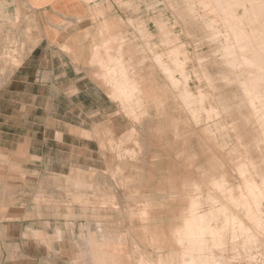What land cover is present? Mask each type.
<instances>
[{
	"label": "rangeland",
	"instance_id": "1",
	"mask_svg": "<svg viewBox=\"0 0 264 264\" xmlns=\"http://www.w3.org/2000/svg\"><path fill=\"white\" fill-rule=\"evenodd\" d=\"M124 1V9L113 11L114 14L119 12L121 16H112L110 25L92 19L95 20L93 26L84 30L80 27L79 20L68 19L58 26L59 32L63 34L59 33L57 41L42 44L67 55L74 48L80 50L89 46L91 57L83 65L100 71L87 75L98 86L105 88L108 99L102 100L103 109H100L96 107L95 100L87 98V103L93 102L82 107L83 111H87V121L73 123L70 134L64 137L65 145L61 146L63 152L60 160L58 157L56 160L57 168L61 163V171H55L60 172L59 175L52 174L54 171L51 170L36 169L39 168L38 165L45 167L39 158L14 155V160L17 158L35 163L32 170H18L19 177L36 178L45 172L44 202L41 201L45 205L58 206L61 199V205L67 206L69 202L64 200L69 196L68 193H74L78 194L72 200L76 205L93 207V210H108L109 217H99L107 224L108 234L94 240L96 257H92L95 248L91 243L86 264H158V260L160 264H170L171 253L181 249L180 238L182 231L186 229L183 220L190 214L193 202H197L195 212H204L213 202L225 205L229 212V222L231 221L224 234L227 241L224 242L225 255L229 250L232 251L230 243L233 213L251 226V230L254 229L258 235L257 242L253 245L262 249L257 248L249 254L252 248H246L243 251H247L250 258L245 253L246 256L243 257H247L246 261L242 260V256L239 260L242 264H247L248 261V264H252L255 260V264L258 260L257 264L264 262V226L254 225L244 211L241 214L242 209L232 204V196L233 199L241 197L238 193L245 190L244 180L248 176L254 179L256 186L259 184V188L264 186V144L261 143L264 142V137L263 134L261 138L259 136L264 124L260 126L256 121L257 116L248 105V98L243 92L245 85L249 87L250 84L248 81L240 83L264 68L259 69V66L248 63L245 64L247 67L250 65L248 68L244 65L238 68L227 62L228 56L220 48L225 43L223 39L232 35L228 33L227 25V29L224 28L225 22L231 18L226 14L225 18L223 12L216 9L215 0ZM200 1L212 2L206 7ZM222 17L223 22H220ZM116 22L120 23L119 27ZM206 23L210 24L209 29L208 25L205 27ZM210 31L214 33L211 34ZM230 40L232 43V36ZM24 47L25 43L22 42L20 51ZM247 55L250 58L252 54L247 52ZM73 61H76L75 58ZM180 66L179 70L177 67ZM230 66L234 70H230ZM259 74L263 75L260 83L264 84V73ZM86 84L87 87L94 86L90 81ZM260 88L264 90V85ZM246 119H249L248 124L245 123ZM37 130L42 131L39 127ZM56 139L55 141L59 140V135ZM69 143L72 145L69 146ZM4 160L0 156V162ZM242 164L246 165L248 172L237 175L235 167ZM252 166L255 167L251 168ZM219 178L221 182H225V190L220 191L214 185L213 179L218 181ZM59 190H62L60 194L57 193ZM29 192L31 193L30 190ZM205 192L207 195L211 193L215 198L207 196ZM32 194H36V189ZM55 195L57 198H54ZM260 197L264 203V194ZM34 201L38 202V199L35 198ZM261 215L263 217L264 212ZM220 216L216 221V224L221 221L217 224L219 226L223 225L225 218L222 214ZM48 219L47 232L53 230L55 223L53 216L50 215ZM96 219L91 218L93 231ZM175 229L181 233L179 231L174 236V232H177ZM260 234H263L262 239ZM107 235L116 238L110 241L106 238ZM42 246L44 264H55L58 259L74 256L69 250L59 253L52 234H45ZM110 246L116 248H108ZM229 252L227 256L230 254L232 257ZM20 253L16 246L0 243V262L5 256L19 258L22 256ZM260 255L261 259L257 260ZM176 257L178 259V256H173Z\"/></svg>",
	"mask_w": 264,
	"mask_h": 264
},
{
	"label": "crops",
	"instance_id": "2",
	"mask_svg": "<svg viewBox=\"0 0 264 264\" xmlns=\"http://www.w3.org/2000/svg\"><path fill=\"white\" fill-rule=\"evenodd\" d=\"M124 4V0H0V156L5 158L0 162V243L16 246L22 255L14 259L5 256L0 264H44L46 233L54 235L59 253L69 250L74 255L55 264H86L92 241L108 234L107 224L99 218L109 217L108 210L76 205L72 200L78 194L74 193H68L64 200L69 202L67 206L61 205V199L58 206L45 205V172L23 179L17 171L32 170L35 163L14 160L13 156L39 158L45 167L38 165L36 169L60 174L55 172L61 171L56 160L63 152L64 137L70 134L73 123L87 121L82 107L93 104L87 103V98L103 109L102 100L108 95L87 75L100 71L83 65L91 57L89 46L70 49L67 55L42 44L57 41L63 34L58 26L68 19L79 20L84 30L95 20L110 25L112 16H121L113 11H121ZM22 42L25 47L20 51ZM88 43L91 45L90 40ZM87 81L94 86L87 87ZM50 215L55 223L47 232ZM92 217L97 218L94 231Z\"/></svg>",
	"mask_w": 264,
	"mask_h": 264
},
{
	"label": "bare ground",
	"instance_id": "3",
	"mask_svg": "<svg viewBox=\"0 0 264 264\" xmlns=\"http://www.w3.org/2000/svg\"><path fill=\"white\" fill-rule=\"evenodd\" d=\"M212 2V1H211ZM210 1L209 2H202L200 1L199 3H203V4H206V7L209 3H211ZM216 4H215V7L216 9H219L220 11H222L223 13L222 14H226L228 15L231 19L228 20L227 22H225V26L224 28L226 27L227 29V26H228V33L232 34V43H231V36H229L227 33V35L230 37H226L224 42V45L220 48L222 50V52H224L227 56H225L223 53H221L222 55H224V57H227L228 60L227 62L230 64H232V66H236V67H244L248 64L250 65H256V66H259V69L261 67L264 68V12H263V8H264V0H215ZM214 4V3H212ZM212 4H210L212 6ZM202 4H200L201 6ZM193 6V5H191ZM209 6V5H208ZM214 6V5H213ZM203 7V6H201ZM205 7V5H204ZM238 8L240 10H238ZM207 9V8H206ZM205 8H203V10H206ZM210 9V8H209ZM202 10V9H201ZM215 10V8L213 9ZM212 10V11H213ZM189 11H191L189 9ZM192 11H193V7H192ZM191 11V12H192ZM211 11V10H210ZM209 13V12H208ZM215 13V11H214ZM194 14V13H193ZM210 14V13H209ZM221 13H219L220 15ZM218 15V13H217ZM222 15V16H224ZM226 15L224 16L226 18ZM207 16V15H206ZM204 17V16H203ZM224 17H222L220 20V22L222 21L223 22V19ZM206 18V17H205ZM220 18V17H218ZM204 19V18H203ZM262 19V20H261ZM218 20V21H219ZM212 21V20H211ZM213 22V21H212ZM211 22V23H212ZM215 23V22H214ZM213 23V24H214ZM257 23V24H256ZM217 24V23H216ZM208 25V26H207ZM209 25L208 23H206L205 27L207 26V28L209 29ZM218 25V24H217ZM227 25V26H226ZM211 28V27H210ZM223 28V27H222ZM207 29V30H208ZM224 29V30H226ZM205 30V29H203ZM216 30V29H215ZM217 31V30H216ZM205 32V31H204ZM211 34L213 31H210ZM218 32V31H217ZM214 33V32H213ZM219 33V32H218ZM222 35V34H221ZM216 36V35H214ZM214 36H213V39H214ZM217 37V36H216ZM219 37V35H218ZM223 37V36H222ZM211 38V37H210ZM208 39V38H207ZM217 39V38H216ZM216 41V40H215ZM230 41V42H228ZM109 42V41H108ZM181 46V45H180ZM179 47V46H178ZM183 47V46H182ZM176 50V49H175ZM170 51V50H169ZM171 51H174V50H171ZM247 52L248 54H252L251 57L249 58V56L247 55ZM176 54V53H175ZM174 54V55H175ZM220 54V53H219ZM173 55V56H174ZM178 56V55H177ZM248 56V57H247ZM223 57V58H224ZM221 58V59H223ZM198 60V59H197ZM156 61V60H154ZM201 61V60H200ZM203 61V59H202ZM249 61V62H248ZM179 63V61H176ZM226 62V61H225ZM175 63V62H174ZM248 63V64H246ZM227 64V63H225ZM246 64V65H245ZM199 65V64H198ZM249 65V66H250ZM179 66V65H178ZM228 66V65H227ZM248 66V67H249ZM199 67V66H198ZM229 67V66H228ZM231 67V66H230ZM246 66V68H248ZM253 67V66H252ZM251 67V68H252ZM181 68L180 67H177ZM184 68V67H183ZM235 68V67H234ZM245 68V70H246ZM108 69V68H107ZM112 69V68H111ZM164 69V67L162 68ZM202 69L204 70V68L202 67ZM230 69V68H229ZM233 68L231 67L230 70H232ZM253 70L255 68H252ZM105 70V69H104ZM177 70V69H176ZM178 70V71H179ZM201 70V69H200ZM234 70V69H233ZM244 70V71H245ZM249 70L251 71V69L249 68ZM258 70V69H255V71ZM162 71V70H161ZM251 71L253 72L254 74L256 73L255 76H251L252 78L250 79H243L242 82L240 83H246L248 81V83L250 84V86L248 87V85H245L243 87L244 88V93H245V96L248 98V105H250L253 113L255 114L256 117V121L260 124V126H262L264 124V101H262V97L264 96V90H261L263 88H260V87H263V83H260V81H262L263 79V75L259 74L260 72L261 73H264V69H260L259 71ZM203 72V71H202ZM206 72V71H205ZM234 72V71H233ZM246 72V71H245ZM244 72V73H245ZM249 72V71H248ZM179 73H181L179 71ZM169 74V73H168ZM252 74V75H254ZM183 75V74H182ZM185 75V74H184ZM204 75V74H203ZM169 76V75H168ZM167 76V77H168ZM232 76V75H231ZM237 76V75H236ZM239 76V75H238ZM233 77V76H232ZM246 77H248V75L246 74ZM114 78V77H113ZM239 78V77H238ZM243 78V77H242ZM171 79V78H170ZM241 79V78H240ZM114 81L115 78L113 79ZM206 80V79H205ZM172 81V80H171ZM169 81V82H171ZM208 81V80H207ZM227 81V80H226ZM237 81V80H235ZM229 83V82H228ZM124 84V83H123ZM179 84V83H178ZM227 84V83H226ZM263 84V85H262ZM236 85V84H235ZM261 85V86H260ZM124 85H122L121 87H123ZM172 86V85H171ZM240 86V85H239ZM127 88L128 85L126 86ZM174 87V86H172ZM124 88V87H123ZM126 88V89H127ZM183 88V87H182ZM239 88V87H238ZM177 89V88H175ZM174 89V90H175ZM241 89V88H240ZM123 90V89H122ZM129 90V89H128ZM127 90V91H128ZM123 91H126V90H123ZM126 91V92H127ZM131 91V90H129ZM125 92V93H126ZM123 93V92H122ZM121 93V94H122ZM124 93V94H125ZM129 93V92H128ZM127 94V93H126ZM186 94H184L185 96ZM128 96V95H126ZM129 97V96H128ZM189 97V96H187ZM193 97V96H192ZM201 97V96H200ZM243 97V96H242ZM184 98V97H183ZM191 98V96H190ZM189 98V99H190ZM264 98V97H263ZM186 99V98H184ZM240 99V98H239ZM244 99V97H243ZM246 100V99H245ZM183 101V99H182ZM188 101V100H187ZM201 101V100H200ZM184 102V101H183ZM219 102V100H218ZM192 103V102H191ZM240 103V101H239ZM242 103V102H241ZM246 103V102H245ZM201 104V103H200ZM247 105V106H248ZM246 106V105H245ZM243 107V106H242ZM249 107V106H248ZM187 108V107H186ZM249 109V110H251ZM195 111V110H194ZM206 111V110H205ZM216 111V110H215ZM214 111V112H215ZM211 112V111H210ZM212 112V113H214ZM217 113V111H216ZM208 114L210 115V113L208 112ZM193 116V115H192ZM195 116V115H194ZM249 116V115H248ZM216 117V116H215ZM219 118V117H218ZM246 118V117H245ZM243 118V119H245ZM255 119V118H254ZM197 120V119H196ZM211 120V118H210ZM216 120V119H215ZM221 120V119H220ZM249 120V119H248ZM247 119H246V122H249ZM208 121V120H206ZM205 121V122H206ZM213 121V120H212ZM214 122V121H213ZM211 123V122H210ZM256 124V122H254ZM253 123V124H254ZM207 124V123H206ZM248 124V123H247ZM254 124V125H255ZM213 125V123H212ZM257 125V124H256ZM207 126H209L207 124ZM214 126V125H213ZM253 126V125H251ZM258 126V127H260ZM215 128V126H214ZM223 128V127H222ZM252 128V127H251ZM261 128V127H260ZM216 129V128H215ZM255 129V128H254ZM251 130V129H250ZM264 130V128H263ZM262 130V133L260 136V138L262 137V134H263V137H264V131ZM216 131V130H215ZM249 131V130H248ZM252 131V130H251ZM254 132V131H253ZM256 132V131H255ZM261 132V131H260ZM218 133V132H217ZM249 133V132H248ZM254 135V134H253ZM257 135V134H256ZM259 138V137H258ZM263 139V138H262ZM260 141H262L261 139H258ZM259 141V142H260ZM258 142V143H259ZM236 143V142H234ZM257 143V142H256ZM264 144V142H261ZM258 145V144H257ZM233 146V144H232ZM264 147V145H263ZM263 147H262V150H263ZM258 149V148H257ZM262 154V153H261ZM262 158V157H261ZM240 159V158H239ZM238 159V160H239ZM263 159V158H262ZM245 162V160H243ZM235 162V161H234ZM264 162V160L262 161ZM236 164V163H235ZM252 165V164H251ZM255 167V166H254ZM253 166L251 168H254ZM236 171L238 174L237 175H244L246 174L245 172L247 170L246 168V165L245 164H242V165H239L237 167H235ZM250 168V167H249ZM254 170V169H253ZM252 171V170H251ZM240 173V174H239ZM248 175H251V173H249ZM249 177V176H248ZM246 178L244 181L245 185H246V188L245 190H240L239 191V195H241V197L239 198H235L233 199V196H232V204L237 207V208H240L242 209V213L243 214V211L245 213V215L247 216V218L252 221L254 223V225L260 227L261 225H263V217L261 215L262 212H264V203H263V200L262 198L260 197V195H263L264 194V186L263 188H259V184L258 186H256V183L254 181V179H252L251 177L250 178ZM260 177V176H259ZM263 179H262V184H264V176H262ZM242 178H245V177H242ZM221 179L223 180V177L221 176ZM220 180V178H219ZM216 181L213 179L214 181V185L216 186V188H218V190H225V185L223 182L220 181ZM213 185V187H215ZM197 186V185H196ZM212 187V186H211ZM200 189V188H199ZM198 190V189H197ZM210 190V189H208ZM208 190H206L207 192H209ZM217 190V189H216ZM215 190V191H216ZM230 190H231V187H230ZM196 191V189H195ZM220 191L217 193H220ZM207 192L206 195H207ZM223 192V191H222ZM222 194V193H221ZM201 195V194H200ZM199 195V196H200ZM205 195V197H206ZM208 195H210L211 197L215 198V196H212L211 193H209ZM207 195V196H208ZM228 195V194H227ZM231 195H233L232 191H231ZM193 196V195H192ZM242 196H245V197H242ZM198 197V195H197ZM201 197V196H200ZM192 198V197H190ZM210 198V197H208ZM212 198V201H214ZM201 199V198H200ZM207 199V198H206ZM217 199V198H216ZM264 199V197H263ZM192 200V199H191ZM209 200V199H208ZM208 200H206L208 202ZM194 201V200H192ZM143 202V201H142ZM202 202V201H201ZM216 203V202H215ZM218 203V202H217ZM197 202H193V204L191 205V212L188 211V213L190 212V214L186 217V220H183V222L185 223V231H182L183 234L181 235V238H180V242L182 243V245L180 246L181 249L179 252L177 251H174L173 253H171V258L169 260V263L170 264H242V261L239 260V258L242 256H246L245 253L247 251H243V250H246V248H252L249 250V254L252 253V250H255L257 248H260L261 247H257L255 248L256 246L253 245V244H256L257 242V237L256 235L258 234H255V231H253L254 229L251 230V226L245 224L243 222L242 219H239V217L236 216V214H233L232 213V243H230V238H229V243L232 245V251L229 250L228 252L231 253L232 257L231 256H227L228 252L225 251V246H224V242L226 241L225 240V237H224V234L226 233V226L229 222V216L227 215L229 212L226 211V207L225 205L221 206V205H216L214 204H211V206L209 208H207L206 210H204V212H195V210L197 209ZM238 210V209H237ZM199 211V210H197ZM240 211V210H239ZM220 214H222V218H224V221H223V225L219 226L217 224H219V221L217 224H216V221L218 220ZM185 215V214H184ZM183 215V216H184ZM227 215V216H226ZM181 217V216H180ZM221 217V216H220ZM241 218V217H240ZM144 219V218H143ZM155 222V221H153ZM160 222V221H159ZM158 223V222H157ZM147 224V223H146ZM184 227V228H185ZM230 228V227H229ZM175 231L177 232H174V236L175 235H178L177 233L180 231H178V229H175ZM185 232V233H184ZM229 232V231H228ZM181 233V231H180ZM179 233V234H180ZM230 236V234H228ZM263 235V234H262ZM260 234V238L262 236ZM93 236V235H92ZM95 237V236H94ZM179 237V236H178ZM177 237V238H178ZM107 239H109L110 241H112L113 239H115L113 237V235H107L106 237ZM113 238V239H112ZM262 239V238H261ZM260 239V240H261ZM95 240V239H94ZM94 240L92 241L94 244L93 248H95L96 246V243L94 242ZM259 240V238H258ZM176 242H179V241H176ZM227 242V241H226ZM260 242V241H259ZM259 242L257 243L259 245ZM228 243V244H229ZM229 244V246H230ZM263 245V243H261ZM253 245L252 247H249ZM260 246V245H259ZM264 247V246H263ZM262 247V248H263ZM108 248H116V246H110ZM230 249V248H229ZM264 249V248H263ZM228 250V249H227ZM248 250V249H247ZM259 250V249H258ZM220 251V252H219ZM223 251V253L221 252ZM235 251L236 254H235ZM243 251V252H242ZM256 252V251H255ZM248 253L247 254V257L251 256L249 255ZM257 253V252H256ZM263 253V252H262ZM244 254V255H242ZM236 255V256H235ZM239 255V256H238ZM253 255V254H252ZM258 255V254H257ZM97 256V249L95 248L93 251H92V257H96ZM156 256V255H154ZM173 256H178V259L177 257L176 258H173ZM238 256V257H237ZM255 256V255H254ZM232 259H231V258ZM233 257H237V258H234ZM241 257V258H242ZM246 257V258H247ZM253 257V256H252ZM257 257V256H256ZM227 258V259H226ZM231 261H229V259ZM240 258V259H241ZM244 258V257H243ZM242 260L246 261V258H244ZM250 258V257H249ZM249 258L247 260H249ZM254 258V257H253ZM228 260L226 262V260ZM237 261H236V260ZM256 259V258H254ZM253 259V260H254ZM258 259H261V255H260V258H257ZM235 260V261H234ZM239 260V261H238ZM251 260V259H250ZM252 260V262H253ZM263 260V259H262ZM261 260V261H262ZM159 262H157L158 264H160V260H158ZM251 262V263H252ZM256 262V260H255ZM255 262H253L255 264ZM259 262V260H258ZM257 262V263H258ZM249 263V261H248ZM247 263V264H248ZM252 263V264H253ZM256 263V264H257ZM264 262H260V264Z\"/></svg>",
	"mask_w": 264,
	"mask_h": 264
}]
</instances>
